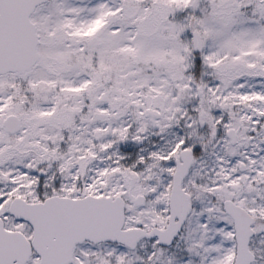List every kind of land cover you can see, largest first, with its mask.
Masks as SVG:
<instances>
[{
	"label": "snow or ice",
	"instance_id": "obj_1",
	"mask_svg": "<svg viewBox=\"0 0 264 264\" xmlns=\"http://www.w3.org/2000/svg\"><path fill=\"white\" fill-rule=\"evenodd\" d=\"M0 264H264V0H0Z\"/></svg>",
	"mask_w": 264,
	"mask_h": 264
}]
</instances>
